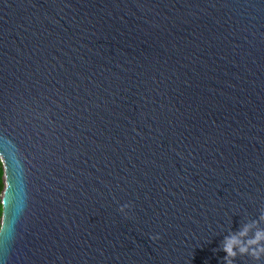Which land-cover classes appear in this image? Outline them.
<instances>
[{
  "label": "water",
  "instance_id": "95a60500",
  "mask_svg": "<svg viewBox=\"0 0 264 264\" xmlns=\"http://www.w3.org/2000/svg\"><path fill=\"white\" fill-rule=\"evenodd\" d=\"M0 153V264H224L264 218V0H0Z\"/></svg>",
  "mask_w": 264,
  "mask_h": 264
},
{
  "label": "clouds",
  "instance_id": "9594fccd",
  "mask_svg": "<svg viewBox=\"0 0 264 264\" xmlns=\"http://www.w3.org/2000/svg\"><path fill=\"white\" fill-rule=\"evenodd\" d=\"M0 160L5 162L7 168V161L4 154L0 153ZM9 188V183H8ZM4 197V216L3 220L0 221V234L4 233L6 225V194ZM131 205H123L120 208L122 213L126 214V209L130 208ZM264 218L257 217L253 220H244L240 223L238 230L233 231L230 229L224 236L221 242L220 250L226 253L223 257L224 264H235L238 257L250 256L255 261L264 260ZM152 239H158L153 236Z\"/></svg>",
  "mask_w": 264,
  "mask_h": 264
},
{
  "label": "trees",
  "instance_id": "16d2710c",
  "mask_svg": "<svg viewBox=\"0 0 264 264\" xmlns=\"http://www.w3.org/2000/svg\"><path fill=\"white\" fill-rule=\"evenodd\" d=\"M4 175H5L4 165H2L1 160H0V221L2 217L1 199H2V195H4L5 188H6Z\"/></svg>",
  "mask_w": 264,
  "mask_h": 264
}]
</instances>
